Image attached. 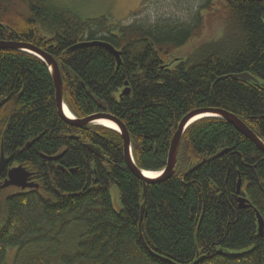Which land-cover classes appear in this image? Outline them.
<instances>
[{"label": "trees", "instance_id": "obj_1", "mask_svg": "<svg viewBox=\"0 0 264 264\" xmlns=\"http://www.w3.org/2000/svg\"><path fill=\"white\" fill-rule=\"evenodd\" d=\"M193 18L189 25H121L106 16L80 17L56 0H0V40L53 57L71 115L97 113L98 99L127 130L136 167L160 172L176 127L197 109L233 114L264 143V1L203 0ZM206 29L211 33L204 36ZM93 40L120 52L118 68L100 47L67 51ZM242 74L251 80L232 79ZM124 83L129 92L120 96ZM54 94L41 60L0 50V101L8 98L0 106V152L7 169L20 164L38 186L0 188V264L7 249L14 250L11 264H264L255 212L235 201L240 179V197L264 222V153L231 125L219 118L189 125L174 175L146 184L143 199L144 185L124 163L120 134L63 122ZM224 149L229 153L211 159ZM61 151L58 162L43 158ZM223 249L239 255L221 256Z\"/></svg>", "mask_w": 264, "mask_h": 264}, {"label": "water", "instance_id": "obj_2", "mask_svg": "<svg viewBox=\"0 0 264 264\" xmlns=\"http://www.w3.org/2000/svg\"><path fill=\"white\" fill-rule=\"evenodd\" d=\"M264 1V0H261ZM0 29L3 30L4 27L0 24ZM94 47H100L104 50H106L110 55L115 60V63L117 65V68L120 64V52L115 50L110 44H107L106 42H102L99 40H93V42L89 41H82L81 43L75 44L71 48H69V51H72L74 49H83V48H94ZM0 50H14V51H22L24 53L30 54L34 56L35 58L41 60L44 65L48 68L49 73L51 75V78L53 79V85H54V101H55V106L56 110L59 113V116L63 122L68 123L72 127L76 128H86V126L89 125H98L96 124L97 121L99 120H105V121H110L112 122L118 131H116L118 134L121 136V140L123 141V147H122V152L124 154V163H126V167L129 170L130 173H132L136 178H138L141 183L144 185L142 196L143 199L146 198L145 194V186L146 184H154V182H159V181H165V179L171 178L174 173H175V168H176V158H177V153H178V147L181 142V137L184 134L185 130L188 128L189 125L194 123L197 120L200 119H206V118H212V119H221L227 124L231 125L234 130L238 133L241 134L242 136L245 137L249 142H251L256 148L264 153V143L260 141L256 135L252 133L251 130L247 128L246 125L243 124V122L234 116L233 114L226 113L225 111H222L220 109H197L194 110L193 112H190L184 116V118L180 121L178 126L176 127V131L174 133V136L172 137V141L170 143L169 147V152L168 156L166 159V166L164 169L161 171V173L154 178H148L144 175V171L139 170L135 163L133 162L132 159V154L130 152V141H129V134L127 130L125 129L124 125L120 120H117L114 116L106 112V107L105 105L100 102L97 99L98 102V107L101 109L100 111H97L95 114H91L86 116V118L83 119H76L73 116L69 118L66 116L65 112L63 111L64 108L67 109L65 103L63 102V89H62V79H60V70L58 68V65L56 61L54 60L53 57H50L46 52L41 50L40 48H36L32 46L31 44H25L21 42H11V41H1L0 40ZM233 80H240L242 82L247 83V80H251V78L248 75H236L232 76ZM124 89L122 90L120 96H126L128 95L129 88L126 83H124ZM8 100V98L0 101V106L5 104V102ZM68 110V109H67ZM115 131V130H114ZM32 143H28V146H31ZM86 149L89 150V152L93 153L98 159H102V155L99 151V149H95L92 145L87 144ZM230 150L224 149L218 154H216L214 157L211 159H218V157H221L227 153H229ZM61 157L55 156V158H48L49 160L55 161ZM9 159L4 157L3 154V148L1 147V152H0V175L4 171L6 165L8 164ZM149 172V171H146ZM158 173V172H157ZM16 188L21 191H24L25 189H37V184H34L33 182H30V177H28V174L26 173L25 168L21 167H16L12 168L7 172L6 178L3 181L2 185L0 186L1 189H7V188ZM240 187H241V181L240 179L237 182L236 185V196H235V201L237 202V208L240 210L243 209H250L255 212L256 215V222H257V233L259 237H263L264 232H263V227H264V222L262 221L261 216L255 209L252 208L250 203L243 197H240ZM145 202V201H144ZM143 211H144V203L142 204L141 211H140V220L138 227L140 226V222L143 219ZM139 232H140V227H139ZM217 253L221 256H226V257H234L239 255V253H230L227 250H218Z\"/></svg>", "mask_w": 264, "mask_h": 264}, {"label": "rangeland", "instance_id": "obj_3", "mask_svg": "<svg viewBox=\"0 0 264 264\" xmlns=\"http://www.w3.org/2000/svg\"><path fill=\"white\" fill-rule=\"evenodd\" d=\"M65 5L80 17L86 19L106 16L111 22H118L121 25L139 23L147 27L158 21H169L171 24H190L198 12L203 0H56ZM159 22V23H160ZM168 22V23H169ZM162 23V22H161ZM221 23L213 25L215 34L221 29ZM211 33L206 29L204 36ZM185 51L176 53V58L183 56ZM18 189H9L10 193ZM113 207L121 208L115 187H111ZM1 225V223H0ZM14 250L7 249L6 264H11L14 258Z\"/></svg>", "mask_w": 264, "mask_h": 264}, {"label": "flooded vegetation", "instance_id": "obj_4", "mask_svg": "<svg viewBox=\"0 0 264 264\" xmlns=\"http://www.w3.org/2000/svg\"><path fill=\"white\" fill-rule=\"evenodd\" d=\"M64 152H59L58 154H55V156H59V155H61V157H59L58 159H56L55 161H52V160H49L48 158H55V156H52V157H46V156H43V158L44 159H46V160H48V161H52V162H58V160L59 159H61L64 155ZM42 158V159H43ZM43 159V160H44ZM9 163V162H8ZM8 165V164H7ZM7 165H6V167H7ZM56 166H59V165H56ZM5 167V169L4 170H7V172L9 171V170H11L12 168H16V167H21V168H25V167H22L20 164H18V163H13L12 164V166L10 167V168H6ZM59 167H61V166H59ZM61 170H64L62 167L60 168ZM26 170V173L28 174V177H30V182H33L34 184H35V178H34V173L33 172H31V171H29L28 169H25ZM7 172H6V175H7ZM6 178V177H5ZM4 178V179H5ZM37 188H38V186H37ZM10 189H12V188H10ZM19 190V189H18ZM25 190H33V189H25ZM35 190V189H34Z\"/></svg>", "mask_w": 264, "mask_h": 264}, {"label": "bare ground", "instance_id": "obj_5", "mask_svg": "<svg viewBox=\"0 0 264 264\" xmlns=\"http://www.w3.org/2000/svg\"><path fill=\"white\" fill-rule=\"evenodd\" d=\"M63 111L65 112L66 116H68L69 118L72 117L70 111H68L66 108H64ZM96 124L101 125V126L107 128V129L109 128V129L118 131L116 126L110 121L99 120V121H97ZM143 173L148 178H154V177H157L159 175L157 172H146V171H144Z\"/></svg>", "mask_w": 264, "mask_h": 264}]
</instances>
